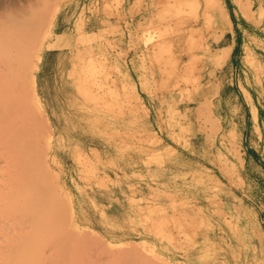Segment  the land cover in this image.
<instances>
[{
	"label": "rangeland",
	"instance_id": "obj_1",
	"mask_svg": "<svg viewBox=\"0 0 264 264\" xmlns=\"http://www.w3.org/2000/svg\"><path fill=\"white\" fill-rule=\"evenodd\" d=\"M179 1L185 0H172L131 26L130 42L94 41L98 87L90 122L71 117L62 95L69 92L62 83L75 51L88 44L49 46V41L47 49H54L47 50V80L38 91L56 122L45 159L47 184L69 200L67 227L87 237L92 252L119 253L125 246L154 264H264V215L247 197L233 194L240 196L234 182L240 150L234 139L219 136L220 85L210 79L217 66L205 64L204 46L190 25L199 16L208 22L212 2L186 0L187 11L177 15ZM254 1L252 10L264 22V0ZM225 19L229 23L226 11ZM178 20L182 23L174 26ZM71 28L83 31L79 23ZM82 36L87 37L77 35ZM170 44L174 56L168 54ZM245 47L242 64L261 65L264 44L248 39ZM222 50L225 59L229 47ZM188 59L196 80L187 83L174 62L181 67ZM229 108L238 118L237 108ZM249 189L264 194L263 187Z\"/></svg>",
	"mask_w": 264,
	"mask_h": 264
},
{
	"label": "bare ground",
	"instance_id": "obj_2",
	"mask_svg": "<svg viewBox=\"0 0 264 264\" xmlns=\"http://www.w3.org/2000/svg\"><path fill=\"white\" fill-rule=\"evenodd\" d=\"M63 1L11 0L0 3V264H154L148 259L132 256L127 250L131 248L125 246L120 247L119 253L106 249L92 252L88 238L82 234V237L78 236L67 227L69 200L57 196L47 184L45 159L52 146L55 121L43 106L36 75L44 49L49 44L51 26ZM210 1L212 7L207 11L206 19L218 26L221 19H225V11L221 0ZM233 1L249 18L255 1ZM186 5V0L179 1L176 14L187 11L183 10ZM181 23L182 20H178L176 26ZM93 39L92 36H61L49 45L74 47L78 43L81 46L87 43L89 46L75 51L74 66L67 81L62 83L69 88L68 94L62 91L71 108L69 115L79 116L81 121L86 117L87 122L96 117L94 90L98 82L92 54ZM168 47L169 56H174L173 46ZM212 57L215 63L222 62L223 50ZM192 59L186 60L181 67H178V60L174 62L176 73L187 83L196 80L191 76ZM40 170L42 174H39ZM178 222L176 224H180ZM41 243L45 244L44 248Z\"/></svg>",
	"mask_w": 264,
	"mask_h": 264
},
{
	"label": "crops",
	"instance_id": "obj_3",
	"mask_svg": "<svg viewBox=\"0 0 264 264\" xmlns=\"http://www.w3.org/2000/svg\"><path fill=\"white\" fill-rule=\"evenodd\" d=\"M170 1L172 0H68L60 6L51 26L49 41L53 42L58 37L69 34L67 30L75 32L71 27L79 23L83 27L80 34L92 36L94 41L130 42L133 38L129 28L143 23L145 17L161 10ZM221 3L229 23L222 18L220 25L214 26L199 16L198 22H191L190 25L194 26L196 35H199L204 46L207 59L205 64L217 66L216 76L210 79L220 85V96L216 99V104L220 107L219 136L223 134L225 138L234 139L240 150L241 163L236 167L239 177L234 179L238 186L235 190L240 196L233 194L243 201L247 197L254 207H261L258 214L263 212L264 215V194H254L253 189H249L251 186L263 187L264 191V78L261 76L264 75V53L261 65L242 64L246 40L251 39L258 45L264 44V22L257 20V11L252 10L253 6L250 17L247 18L233 0H221ZM70 34L78 35L76 32ZM222 47H229L228 55L222 62L215 63L212 55ZM53 49H47V46L44 49L36 75L38 91L41 81L47 80V50ZM128 52L124 54L125 57L131 56ZM202 79L205 80V75ZM232 106L240 113L238 118L232 114L229 108ZM254 172L261 177L254 176ZM244 190L250 192L248 196L243 193Z\"/></svg>",
	"mask_w": 264,
	"mask_h": 264
}]
</instances>
